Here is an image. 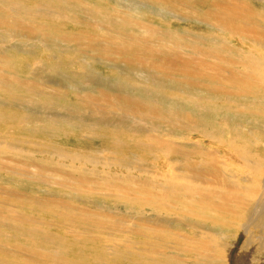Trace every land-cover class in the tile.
I'll return each instance as SVG.
<instances>
[{"label":"bare ground","instance_id":"bare-ground-1","mask_svg":"<svg viewBox=\"0 0 264 264\" xmlns=\"http://www.w3.org/2000/svg\"><path fill=\"white\" fill-rule=\"evenodd\" d=\"M53 1L55 8H30L0 0V196L50 215L30 220L1 199L0 264L101 263L92 250H120L125 264H186L185 257L190 264H233L237 251L247 264H264V0ZM178 4L186 5L183 12ZM170 13L193 28H165ZM62 25L87 31L72 35ZM97 27L101 36L89 33ZM18 54H27L26 76L9 68ZM43 56L51 61L37 64ZM95 61L113 74L95 71ZM72 63L74 74L91 77L85 89L70 86V73L57 69ZM152 66L161 76L150 95L140 77ZM40 79L50 96L81 91L84 139L106 144L108 170L96 168L105 161L48 145L43 134L51 133L27 136L37 147L26 149L25 140L5 132L10 104L28 113L22 132L41 134L32 127L51 124L53 115L77 126L70 121L76 116L55 106L38 116L33 99H22L26 87L42 90ZM66 133L72 131L59 139ZM56 217L83 224V232L61 227ZM97 237L103 248L93 245ZM113 264L122 263L116 257Z\"/></svg>","mask_w":264,"mask_h":264},{"label":"rangeland","instance_id":"rangeland-1","mask_svg":"<svg viewBox=\"0 0 264 264\" xmlns=\"http://www.w3.org/2000/svg\"><path fill=\"white\" fill-rule=\"evenodd\" d=\"M15 1H20L23 4L27 5V7L29 6L30 8H32V4L39 5V7H41V8L42 7L45 8L46 6L47 7H51V8L57 7V5H54L53 4V2H54L53 0H47L49 3H47L46 0H43V2H39V3L38 2H26L25 3L22 0H15ZM193 1H194V3H196L195 0H193ZM177 6H178V9H179V12L180 11L183 12V9L186 7V5H184V7H183V4L182 5H179L178 4ZM123 9L126 10V7H124ZM170 14H168V15H165L164 14L163 15V16H165L166 21L163 19V16H161L162 17L161 18L160 16L153 15V14L151 16H150V14H147L146 15V19L147 20L150 19L153 22H163V21H165L167 23V24L164 23L165 24L164 25L165 28H167V29L169 28L170 30H179V29L186 30V29L193 28L192 25H191L193 23L190 24L189 21L182 20L181 16H176V14H174V13H170ZM173 15H175V16H173ZM175 17H177L179 19H176ZM38 21L43 24V19L39 18ZM103 24L104 25L106 24V26L107 27H110V28L111 27L117 28V29L119 28L118 26L113 25V24H111V23H109L107 21H104ZM159 25L161 26L162 23H159ZM62 29L66 30L67 32H70V29H71L72 35H76L77 32H79L81 30L87 31L86 30V27L79 26V25H77L75 27V29H73L71 26L62 25ZM120 30H122V29H120ZM94 32H97L99 34V36H101L103 34L102 33L103 30H102L101 27L94 28V30L90 31L89 33L94 34ZM119 32H121V31H119ZM123 32H127V31L122 30V33ZM168 40H170V37H168ZM73 53L75 54L76 52H70L69 55L70 56H73ZM10 54H12V53H10V50H9L8 53H7V55H10ZM16 56L17 57L12 61V65L9 68H11L19 76H26L27 75V71H25L24 68H23V63H24L23 57H26L27 54H23V55L18 54ZM77 56H78V54L75 55V58ZM44 57H47V56H43L36 63L37 64H40V62H41V63L46 64V63H49L51 61L50 58H47L46 59ZM79 57H80V55H79ZM43 60L44 61L47 60V61L46 62H43ZM76 60H78V59H76ZM86 61L85 62L86 63H89V64L90 63H93V60H91V59H88ZM95 62H96L95 71H100L102 74H107V73L113 74V70L112 69L107 68L104 64L98 63V61H95ZM72 65H73V63H72ZM72 65L70 67L68 66V67H65V68L62 67L61 69L60 68H57V69L58 70H61V71L63 70V72H65V73H70L69 74V77H71L70 78V83H69L70 86L71 85H73V86L75 85V86H78V87H83V89H85L86 87H84V83L87 82L88 80H90L91 77L78 76L77 74H74L73 71H71V69H72V67L77 69L78 64H74L73 66ZM63 68L66 69V70H64ZM30 70H31V68H29L28 72ZM33 71H34V69H33ZM125 72L126 73H130V70L127 69V67H126L125 68ZM155 75H157L158 77L161 76L157 72V68L155 66H152L151 70H149V71H146L144 69L142 71V75H141L140 78L144 79V81H145L146 90L148 91L147 94H150L151 95V89H152L153 81L155 79ZM99 80H100V78H98V77L92 79V81L94 83H98ZM46 81L52 82L51 81V77L49 79H47ZM42 83H44V82H42L41 79L39 81L35 82V85L36 86L42 88V90L39 93H35V94L34 93H31L30 92L31 89L29 87H26L25 90H24V92H23V94H20L21 96H23L22 99L23 98L24 99H27L29 97L33 99V101L35 102V105H36V112H37V115L38 116L41 115L44 112H47L48 108L49 107H52V106H55L56 107V108L53 107V109H55V111H58L60 113H65L66 115H71L73 117L76 116L73 120H70V121H72L77 126L74 127V128L69 127L65 123L64 120H61V118H63V119L66 118V117H64V115H63V117L57 116V115H53L51 117V120H50L51 124H49V121H46L45 120L46 122L45 121L43 122L42 127L36 128L34 126L33 127L31 126L32 128L37 129L36 130L37 133H39V132H41L43 130V132L41 134L34 135V134H31V133H28V132H22L21 127L26 123V119H27L28 113L24 109L18 108L17 106H14L13 104L8 103V104H10V107H7L6 108L7 109V116H6V125L7 126L4 129L5 132L7 134H9L11 137L17 138L19 140H25L26 142L23 143V147L26 148V149L29 148V146L27 147L26 145H32L31 142H28V140H30V138L28 139L27 136L40 138L43 133H46V132L51 133L53 135L51 137L46 136V135L43 134V138L47 142L48 145L50 144V145H52L54 147H57L59 149H62V150L66 151L69 154H75L76 153V154L80 155L81 157H90V158H93V159H99L100 161H105V162H107V165H105L104 167H102L101 165H98V166H96V168L97 169L108 170L109 169L108 168V165L110 163V160L108 159V157H109V154H108L109 149L107 148L106 144L105 143H102L100 146H96L95 147L89 141H87V140L84 139L85 137H84L83 133H84V130L86 129V125L83 124L84 122L81 120V118L78 117V116L82 115L83 109H82V107L76 101V99L78 98L77 96L80 95L79 93L81 91L75 92L73 89H71V88L68 87V88L62 89L63 92L64 91L67 92V96H58V97H56V96H50V95H47V94L44 93L45 90H47V88L43 87ZM55 83L56 82H54V84H53L54 86H51L50 84H46V85L47 86H50V87H56V86H58V84H55ZM111 87H114V86L113 85H107L106 88H111ZM83 91L85 92V90H83ZM33 94H34V97L32 96ZM106 105H110V104L106 103ZM65 120H67V119H65ZM54 121L57 122V125L56 126L54 124L52 125V123ZM91 125L92 126H95L94 123H92ZM54 126H55V128L53 129ZM27 127L28 128H31L28 125H27ZM51 129H53V130H51ZM61 130H62V132H61ZM67 130L72 131V133L71 134L66 133V134H69V135L60 137V139H59V135H61V133H65V131H67ZM76 131L82 133L80 138L76 134ZM55 133L57 135H54ZM24 136H26V138H24ZM38 142H40V140ZM46 142L43 143V141H42L40 143L45 144ZM49 142H52V143H49ZM21 143L22 142H19L20 145H22ZM32 147H37V146L36 145H32ZM45 156H47V155L45 154ZM171 162L184 164V166H185V163H183L182 161L176 160V159H172ZM35 163H40V162L38 161V159L32 158L31 161H30V164H35ZM73 163L76 164V160ZM87 166L88 167H91L89 164H87ZM16 189L21 192V189H19L17 187H16ZM3 196L4 195H1L0 196V200L1 199H7V201L10 204L16 205L17 201L14 202L11 198H10L11 199L10 200L8 197L6 198V197H3ZM33 206L34 205H30V206H28V205H18L14 209L17 210L18 214L23 215V217L26 216V214H27L26 217L28 219H30V220H37V219L42 220L43 219L42 221L44 222V220L50 219V215L48 213L44 212V210L40 209L37 206H34V207ZM14 213H15V211H14ZM57 218L58 217H56V219ZM72 221L73 220H71V219H65V221L63 222V220L61 218H58V224L61 225V227L65 223V226L71 227L72 230H76L78 232H83L82 231L83 224H80L77 221H73V222ZM16 223H18V222H16ZM42 226L44 227V224ZM56 231H58V230L56 229ZM58 232H60V231H58ZM111 233H114V232H111ZM119 236L122 237L123 234H119ZM138 240L141 241L142 239H138ZM93 241L95 242V243H93V245H95V246H97L99 248H103V245L102 244H103V242H105L103 240V238L97 237ZM243 241H244V239H239L238 240L239 247L243 244ZM76 247L79 248V251L80 252H83L86 249V246L83 245V244H76ZM107 250L113 251L110 248H108ZM236 251H237V249L234 252H236ZM104 253H106V254H102L101 251H96V250L90 251V254L99 256V257H96L97 259H99V260H102L103 259V261H102L103 263L101 262L99 264H113V261H114V259L116 257H117V260H118L119 263H122V264L127 263V260L125 258V255L120 250H115V255L112 254L113 252H104ZM80 258H83V257H80ZM258 258H259V256L256 259L254 257V259L256 261L258 260ZM85 259H87V258H85ZM188 259H190V257H185L184 258V261H185L186 264H190L189 262H187ZM92 264H95V263H92ZM135 264H145V263H143L142 261L137 260V262ZM151 264H158V263H151ZM233 264H247V261L237 251V257L234 259Z\"/></svg>","mask_w":264,"mask_h":264}]
</instances>
